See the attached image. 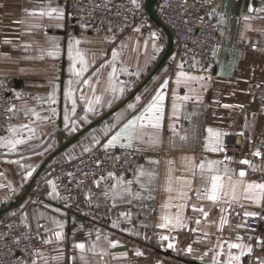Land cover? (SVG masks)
<instances>
[{"label": "crops", "instance_id": "crops-1", "mask_svg": "<svg viewBox=\"0 0 264 264\" xmlns=\"http://www.w3.org/2000/svg\"><path fill=\"white\" fill-rule=\"evenodd\" d=\"M221 8L216 66L204 72L171 54L156 68L166 49L158 40L136 28L92 30L65 0H0V73L17 100L0 135V209L9 207L0 220L17 212L46 242L36 264H68L70 253L75 264H229V253L240 257L231 264H264L246 224L258 217L264 226V199L246 191L264 184L254 154L264 140V0H221ZM158 92L160 127L146 120L131 142L142 152L136 173H109L73 202L63 198L52 162L106 147ZM208 129L218 133L211 145ZM18 139L12 149L8 141ZM236 143L250 156L230 154ZM127 144L124 135L111 146ZM211 161L224 185L216 200L200 176L199 165Z\"/></svg>", "mask_w": 264, "mask_h": 264}, {"label": "built area", "instance_id": "built-area-1", "mask_svg": "<svg viewBox=\"0 0 264 264\" xmlns=\"http://www.w3.org/2000/svg\"><path fill=\"white\" fill-rule=\"evenodd\" d=\"M71 17L92 30L125 31L138 20L139 9L132 0H65ZM156 16L171 30L174 57L192 67L199 64L204 72L216 66L215 48L224 27L220 22L221 0H155ZM13 82L0 73V135L10 126ZM264 103V100H263ZM235 156H250L239 143L228 148ZM259 158L264 162V140ZM142 157L141 150L128 146L92 149L57 164L56 176L60 195L73 202L78 194L87 192L94 180L113 172L133 176ZM37 197H40L38 195ZM84 213V211H81ZM248 227L257 231L254 255L264 252V226L260 218H250ZM46 242L27 229L16 212L0 220V264H36ZM68 264H75L73 254Z\"/></svg>", "mask_w": 264, "mask_h": 264}, {"label": "snow or ice", "instance_id": "snow-or-ice-1", "mask_svg": "<svg viewBox=\"0 0 264 264\" xmlns=\"http://www.w3.org/2000/svg\"><path fill=\"white\" fill-rule=\"evenodd\" d=\"M133 3H136V0H133ZM57 11L56 9H52L48 15H51L52 12ZM60 15H62V12L60 13ZM77 45L79 44V41L75 42ZM50 54H55V53H50ZM77 57L82 58L81 53H79V51H77L76 53ZM116 72V69L113 68L111 75L114 76ZM79 74V73H78ZM181 76H184V73L180 74ZM180 81L178 80L177 83H179ZM167 85V81L165 82L164 85H162L161 87L164 88ZM121 91H123V89H121ZM71 95V92H70ZM98 99V98H97ZM139 99V97H138ZM164 100V95L161 92H158L156 97L153 98V101L147 106V108L145 109V112L142 113L139 116L134 117L132 120H129L127 124L124 125L123 129L121 130L120 133H118L116 136H114L112 138V140L109 141V144L106 145V147L111 146L113 144V142L117 141L120 139L121 136L126 135V138L128 140V144L126 146L131 147V142L133 140L134 137H139L143 131V127H144V122L147 120V122L149 124L152 125V127L155 128H159L160 127V121L162 119V105L161 102ZM129 107H134V105H129ZM75 108V100H73V110ZM89 111H92V108H89ZM150 114V115H149ZM12 131H15V129H13ZM209 133H210V137H209V144H213L214 141L212 140V136H218V133H214L212 129H208ZM153 143L156 142V140L154 139L152 141ZM9 145L11 146L12 149H15L17 144H22L24 143V140L22 139H18V140H9L8 141ZM212 151H218L219 148L218 147H212L211 148ZM255 155L259 156L261 155V153L259 151H256L254 153ZM218 162L216 161H211L208 162L207 164L205 163H201L199 165L200 168V176H201V183L208 185H211V190L210 192L206 191L205 195L207 196V198L212 199V200H216L219 198V193L221 191V189L224 187L223 183H222V177L219 174H214V173H218V170L214 168V165L217 164ZM243 163L248 164L249 161L245 160L243 161ZM205 169H207V171H205ZM228 169H225V172L227 173ZM28 175H31V172L28 173ZM239 175L241 177H243L245 175L244 171H241L239 173ZM229 179H231L229 177ZM235 187L236 185H231L232 191L233 193L235 192ZM258 189L259 193L256 194L253 197H249L250 199H264V184H255V183H251L247 185V189L246 191L249 192H253L254 190ZM53 190L55 191V185H53ZM201 211H203L201 209ZM205 215H207L205 213ZM247 215H256V213H247ZM165 220H167V217H165ZM179 218H177V224H179ZM167 224H162L161 227H166ZM61 235V233L57 232L56 236L59 237ZM161 239H168V237H161ZM172 244H169V247H172ZM78 247L80 249H84L85 245L83 243L79 244ZM231 248H243L245 247L244 245L241 244H231L230 245ZM192 249L189 247L188 251H191ZM248 252L252 251L251 247L247 248ZM243 254V253H242ZM235 259V260H239L240 257L236 256V257H232L231 253H229V264H231V261Z\"/></svg>", "mask_w": 264, "mask_h": 264}, {"label": "rangeland", "instance_id": "rangeland-1", "mask_svg": "<svg viewBox=\"0 0 264 264\" xmlns=\"http://www.w3.org/2000/svg\"><path fill=\"white\" fill-rule=\"evenodd\" d=\"M135 4L138 6V9H139V17H138L137 22L132 27H130L129 29H127L125 31H118V30H110V31H114V32H116V34L119 35L120 33H124V32H126L128 30H131V29L136 28V29H139L138 35L141 38L156 39L160 43H162V46H163V49H164L166 47L167 42H168L166 32L164 31V29L159 24H157L151 18V16L149 15V13L146 11V9H145V0H141L140 3H137V1H136ZM171 55H174L173 50L171 52ZM15 100H16V97L14 98V101L13 102H15ZM11 119H12V116H11V113H10V121H11ZM10 126H11V123H10ZM10 126H9V128H10ZM9 128H8V130H9ZM95 148H101V147H96L95 146ZM95 148H93V149H95ZM62 161H65V160H62ZM62 161L52 162V165L49 167V169L52 170V173L54 175L53 177L56 178V180H57L56 167H57V164H59ZM57 183H58V181H57Z\"/></svg>", "mask_w": 264, "mask_h": 264}, {"label": "water", "instance_id": "water-1", "mask_svg": "<svg viewBox=\"0 0 264 264\" xmlns=\"http://www.w3.org/2000/svg\"><path fill=\"white\" fill-rule=\"evenodd\" d=\"M154 4H155V0H145V9L146 11L149 13V15L151 16V18L157 23L159 24L164 31L166 32L167 35V46L166 49L163 53L162 58L160 59V61L158 62L156 68L160 67L163 62L168 58V56L171 54L172 50H173V46H174V39H173V34L171 32V30L156 16L155 11H154ZM14 203L11 202L10 203V207L13 205ZM7 208H2L0 209V214H2L3 212H5ZM190 261L191 263H195V264H201L198 261L195 260H187Z\"/></svg>", "mask_w": 264, "mask_h": 264}]
</instances>
